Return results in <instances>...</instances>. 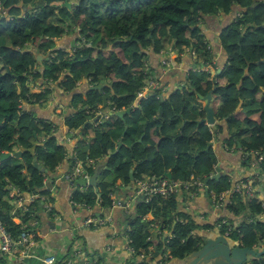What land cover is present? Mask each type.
<instances>
[{"label": "trees", "instance_id": "16d2710c", "mask_svg": "<svg viewBox=\"0 0 264 264\" xmlns=\"http://www.w3.org/2000/svg\"><path fill=\"white\" fill-rule=\"evenodd\" d=\"M1 10L4 14L0 15V153H13L16 151L13 146L27 149L35 142L41 143L35 146L34 154L24 150L19 163L7 162L13 157L0 162V220L15 241L22 230L12 218L27 223L36 220L42 210L38 199L19 209L16 198L45 196L49 192L46 174L32 165V159L35 157L47 172H53L64 159L62 148L55 145L53 123L26 109L28 105L44 104L52 92L46 86L30 93L27 82L31 79L36 83L55 82L61 91L71 94L75 112L65 117V124L69 130L90 132L88 139L79 141L75 153L89 174L96 162L102 160L97 181L99 192L90 187L81 191L73 187V202L92 207L98 201L101 206L110 207L109 195L117 191V180L128 186L143 176L169 174L174 181H185L194 175L203 182L215 173L216 156L206 147L217 130L213 127L212 132L207 125L197 124L204 113L195 94L176 92L165 97L160 87L147 98L137 100L136 94L150 74L144 72V65L153 70L151 62L159 61L173 41L170 50L177 55L191 48L193 65L203 69L210 65V50L200 25L205 16L217 13L230 19L231 15L235 17L219 35L227 64L215 81H207L204 87L194 76V70L185 80L201 95L215 86L212 108L214 118L225 122L224 145L239 150L243 162H257L259 176L252 178L254 188L264 181V0H1ZM68 33H74L75 43L79 44L71 48L70 55L52 40ZM27 43L33 44L28 50ZM39 55L42 59L37 61ZM84 74L89 88L82 97L74 91ZM99 80H103L104 86L94 90L92 86ZM239 99L249 101L253 108L234 113ZM189 102L198 115L188 113ZM84 106L86 109L78 112ZM101 109L107 110V121L88 123V118ZM126 109L129 113L121 119L111 114ZM169 118L171 121L167 122ZM178 118L181 124L176 130L174 119ZM216 127L222 132L221 125ZM38 134L43 135V140H38ZM29 137H33V143ZM89 160L93 163L87 165ZM109 175L111 179L106 180ZM261 175L263 178L257 182ZM206 186L207 193L219 194L230 188L231 180L220 172ZM14 188L18 193L10 196ZM259 198L264 199L255 188L249 199L241 195L224 199L218 208L223 210L222 215L215 224L222 219L227 223L216 227L218 232L223 234L231 227L229 241L241 247H264V206ZM178 207L176 196L154 197L148 203L136 201L132 216L125 214L130 226L127 237L135 255L149 254L152 249L147 259L152 258L155 239L152 233H161L162 229H168L170 234L161 241L169 252L165 254L167 260L182 259L203 245V238L191 232L195 228L191 216ZM147 214L153 220L144 227L142 222ZM28 229L32 232L31 227ZM132 264H150V260ZM243 264H264V255L260 260L250 258Z\"/></svg>", "mask_w": 264, "mask_h": 264}, {"label": "crops", "instance_id": "0c3cea01", "mask_svg": "<svg viewBox=\"0 0 264 264\" xmlns=\"http://www.w3.org/2000/svg\"><path fill=\"white\" fill-rule=\"evenodd\" d=\"M3 14L4 13L1 14L0 12V15ZM234 18V15H231L230 19L221 13H217L214 16H205L201 22V33H203L205 37L211 58L210 65H206L203 69V71L208 74L205 83L207 81H213L215 77L223 71L227 64V54L220 44L219 35L222 29L232 22ZM75 30L76 28L74 31ZM75 37L76 35L74 33H68L61 38L52 40L55 42L57 48L68 52L66 54L70 55L71 48L79 46L78 43H75ZM30 47H28V49ZM170 49L171 48H169V50ZM169 50L163 54V56L166 55L170 60L169 67L161 65L160 61L162 57L159 61L155 60L153 63L151 62L150 66L153 70L150 71L147 67L150 75L157 78L161 88L164 87L165 97L168 96V90L178 86L180 87L183 83H187L185 78L189 72L193 70L196 74L201 72L198 68L196 69V67L200 68V65H193V55L189 54L188 50L180 55H177L175 51ZM38 59L40 60L42 58ZM218 82L221 83V80H218ZM32 83L36 84V86L33 87L37 89V92L44 89L46 86L49 87L52 92L49 100L44 104L40 106L28 105L26 109L32 111L36 116L40 115L43 119L51 121L55 125L53 136L57 145L63 150L64 159L53 172H47L46 174L45 179L51 180V182L49 181V188L46 186V188L49 189L47 195H31L29 200H27L28 197L23 198L21 204L18 203L19 198H16L15 205L19 209H22L28 202L30 203L38 199L41 202L40 205H42V210L37 213L36 220L33 218L27 223L21 222L18 217L12 218L14 223L20 224L21 230L25 229L26 232L29 233L31 236L30 243H28L26 247L14 245L8 253H0V264H43L42 259L44 256L52 255L56 261H60L64 257H68L67 254L69 253L75 254L70 257V264H81L83 261H88L91 264H97V262L100 264L135 263L137 259L127 252V247L129 246L127 231L130 229V226L125 217V214L127 216H132V213L135 211L136 200L133 191L134 188L132 187L131 190H128L127 185H123L117 180L115 182L118 187L117 191L109 195L112 203L118 201L120 204L126 205L125 209L116 207L114 204L105 209L99 202H96L92 207L84 204L72 205V203H74L71 199L73 187L64 179V175L70 167L69 155L75 153V147L77 148L79 141L90 137V132L82 134L80 129L69 130L67 128L64 119L75 112V107H72L71 94L61 91L55 82L36 83V81H32ZM202 87H204V85ZM88 88L89 84L87 80L83 78L82 81L77 83V88L74 93H79L83 97L85 90H88ZM214 88L215 86L212 89V101L214 99ZM241 101L242 103L238 111L246 112L251 107L250 103L249 101ZM79 105L78 103L77 107H79ZM219 106L220 104H218V107ZM96 119L95 116L88 118L91 122ZM178 119L180 120V118ZM218 124L223 127L222 132L218 131L216 127ZM214 127L217 132L215 135L214 133L212 135L210 148L216 156V166L219 167L223 174H227L228 177H230L231 186L243 178H258L259 170L257 162H253V166H250L247 162H243V157L239 150L233 147L228 148L224 145V139L227 137L225 122L215 119ZM101 161L102 160H98V162H96L99 171L96 178V185L103 167ZM90 163H93L92 160L87 161V165ZM90 175L91 174H89V177ZM259 181L260 180H257V182ZM259 187L263 191L264 181L255 184L256 189ZM92 191L97 193L99 189L97 188V191H95V189L92 188ZM260 195L264 197V195ZM262 200L264 201V199ZM178 202V210L180 211L183 207L184 211L192 218L195 228H192L191 232H193L194 235L200 236L203 240H205L207 236L217 235L218 230L216 229L215 221L222 215L221 213L223 210L219 211L220 209H216L212 206L213 202L210 196H205L204 190H200L196 196L191 198L187 197L186 193H183L181 196H178ZM48 214H50V216ZM88 217H93L94 219L100 218L102 224L96 227L82 226V221ZM145 219V222L151 221L153 216L147 214ZM29 227L32 228L30 230L32 232H29ZM159 232L161 233L157 231L152 233V238H155L153 241H155L156 238L158 239L157 245L159 248H156L157 251L163 249L161 245L162 237H169L170 235L168 229H162ZM151 252L152 249L149 254L143 257V260H150V264H182L181 261L176 258L167 260L165 258V254L169 253L167 249L162 252V254H164L162 259L159 258L161 254L157 257L147 259Z\"/></svg>", "mask_w": 264, "mask_h": 264}, {"label": "built area", "instance_id": "2783aa9c", "mask_svg": "<svg viewBox=\"0 0 264 264\" xmlns=\"http://www.w3.org/2000/svg\"><path fill=\"white\" fill-rule=\"evenodd\" d=\"M0 12L1 14L3 11L1 10V0H0ZM169 50V49H168ZM170 51V50H169ZM161 65L165 67L170 66V60L167 58V56H163L160 61ZM144 67L148 70L147 65H144ZM203 68L198 69L201 71ZM159 86V82L156 77L150 76V78L145 82L144 87L139 90L136 94L137 100L140 98H147L149 95H151L154 89H156ZM152 92V93H151ZM100 115H102V112L97 111L95 116L96 120L100 121L99 118ZM104 119L108 118V114L103 115ZM70 160V167L67 173L64 175V179L71 185V187H78V189L81 191L88 186L87 180L89 179V174L84 170L82 166L81 160L78 159L76 153H71L69 155ZM253 160H252V166H253ZM211 176V175H210ZM83 179L85 181V185L81 186L77 183V179ZM132 187L134 188V195L136 201H143L144 203H148L152 198L157 197L161 199L168 198L170 196H181L183 193H186L189 195V198L194 197L199 193L200 190H204L205 186L203 182L195 177L194 175H190L189 178L185 181H174L167 177H158V176H143L142 178H137L135 181H133ZM254 186H253V179L251 177H247L245 179L239 180L238 182L234 183L228 190L221 192L219 194L214 193L213 191H210L208 194L213 202L212 206L216 209L220 208L225 200H229V198L233 195H241L244 198L252 197L254 194ZM18 190L13 189L10 193V196L13 194H17ZM18 203H22V197H17ZM29 200V198H27ZM77 203H72V205H75ZM114 204L116 207H120L121 209H125L126 205L120 204V202L115 201ZM78 205V204H77ZM261 205L264 206V203L261 202ZM147 216V215H146ZM226 220H220L216 227L217 229L220 228L223 225H226ZM102 224V221L100 218H93L88 217L85 218L81 225L82 226H92L96 227ZM234 227V226H233ZM231 231V227H228L224 233L222 234L224 237L227 238L229 235V232ZM31 236L28 232H26L25 229H22L21 233L19 234L18 240L15 241L10 233L6 230L4 224L0 220V253H8L11 251L12 247L14 245H21L22 247H26L28 243H30ZM127 252L135 257L137 260H143V257L146 254L138 253L135 255V251L133 248L129 245L127 247ZM75 254L72 253L69 255L64 261H56L55 258L52 255L44 256L42 259L43 264H70V257L74 256ZM135 255V256H134ZM81 264H91L88 261H83Z\"/></svg>", "mask_w": 264, "mask_h": 264}, {"label": "water", "instance_id": "95a60500", "mask_svg": "<svg viewBox=\"0 0 264 264\" xmlns=\"http://www.w3.org/2000/svg\"><path fill=\"white\" fill-rule=\"evenodd\" d=\"M64 6L66 8H69V3L67 1H64ZM174 43L172 44L171 48H173ZM191 50V48H189V51ZM38 58H42L41 56L36 57L37 61H40ZM87 74H84V79H86ZM104 84H103V80H99L98 83L94 86H92V88L94 90H101L103 88ZM181 88H187L190 89V84L189 83H183L180 87ZM179 89V90H180ZM189 92H192L195 94L197 101L200 103L201 108L204 115L203 117L199 118L197 120V124L203 123L207 126H209L212 129V132H214L213 127L215 124V118H214V111L211 105L212 102V89L209 90L207 92L206 95H201L197 92H195V89H190ZM103 102L105 101V97H102ZM242 101L239 100L235 109H234V113L237 112L240 108ZM84 109H86V106H84L83 108H81L78 112L83 111ZM199 109V110H200ZM129 113V110H118V111H113L111 114L115 117H118L119 119H121L124 114ZM88 123H92L90 120L87 121ZM84 126V125H83ZM16 143V141H15ZM41 144L39 142H35L31 147L27 148V149H18L16 151H14L13 153H0V162L3 160H6L10 157L13 158H21V155L23 153L24 150L28 151L31 154H34V150H35V146ZM119 143H117V145H119ZM211 146V142L207 144L206 150L207 148H209ZM32 165L37 168L38 170H40L43 174H47V170L45 168H43L41 165H39L37 163V159L34 157L32 159ZM215 173H213V175L211 176H207L203 179V184L205 186L204 188V192H205V196L208 195L207 193V182L211 179V178H218L220 175V169L219 167H215L214 169ZM99 174L98 171V164H96L94 166V169L89 177V179L87 180V186L91 187L93 189H95V191H97V185H96V178ZM167 177L170 178V175L167 174ZM129 178L132 179V170L129 171ZM263 178V175H261L259 177L258 180H261ZM49 181L51 182L50 179H46L45 180V186H47L49 188ZM77 183L80 184L81 186L85 185V181L83 179H77ZM133 184V183H132ZM132 184L127 186L128 190H131L132 188ZM258 192H260V194L264 195V191H262L260 189V187L258 189H256ZM100 195L98 194L97 198H99ZM98 202V201H97ZM142 225L144 227H147V222L143 221ZM150 232H154V229H150ZM165 239V237H162V241ZM153 257H157L159 254H162V252L165 250L164 246L162 247L163 249L161 251H157L156 249V245H157V241H153ZM264 255V247L262 248H249V247H241L239 245H237L236 243H233L231 241H229L226 237H224L221 233L217 232V235L215 236H207L203 245L197 249L196 251L190 253L189 255L185 256L182 259H179L181 261L182 264H243L245 263L248 259L250 258H255L260 260L262 258V256Z\"/></svg>", "mask_w": 264, "mask_h": 264}, {"label": "rangeland", "instance_id": "374dc122", "mask_svg": "<svg viewBox=\"0 0 264 264\" xmlns=\"http://www.w3.org/2000/svg\"><path fill=\"white\" fill-rule=\"evenodd\" d=\"M76 31V30H75ZM174 43V41L173 42H171L170 43V45L169 46H167V51H168V49L169 48H171L170 46H172V44ZM31 45H33L32 43L31 44H29V43H27L26 44V47H27V50H28V47H30ZM56 46V45H55ZM147 71H149V70H147L145 67H144V72H147ZM191 73V72H190ZM202 73H205V72H202ZM194 74V76L195 77H197V78H199V84L201 85V86H203V85H205L206 83H205V79L208 77V74ZM192 74V73H191ZM150 74H149V77L144 81V82H146L149 78H150ZM233 78L236 80L238 77H237V75H235V76H233ZM32 79H31V81L28 83L27 82V87H28V89H29V92L30 93H36L37 92V89H35L32 85H33V83H32ZM80 81H82V79L80 80ZM158 87H160L161 88V85L159 84V86ZM180 88H179V86L178 87H176V88H173V89H171V90H168V95H171L172 93H176V92H179V93H182V94H179V95H183L185 92H189V90L190 89H193V88H190V89H187V88H181L180 90H179ZM184 89V90H183ZM187 89V90H186ZM186 90V91H185ZM161 92L163 93V92H165L164 91V87L163 88H161ZM186 108H187V111H188V113H190V114H193V115H198V113H197V111L195 110V107H194V105L192 104V103H187V106H186ZM251 108H253L252 106L248 109V110H250ZM98 111H100V112H102V115H100V119L101 120H104V122L105 121H107V120H105L104 118H103V115L104 114H107V110H98ZM96 112L97 111H95L94 113H93V116H95V114H96ZM93 116H90V117H93ZM96 117V116H95ZM175 120V123H174V127H176V130H177V128H178V126L181 124V120H179V119H174ZM171 121V118H169V119H167V122H170ZM55 129V125L53 124V130ZM175 131V130H174ZM176 132V131H175ZM171 133H174V132H170V131H168V134H171ZM43 137V135L42 134H38L37 135V138H38V140L39 139H41ZM33 137H29L28 138V140L30 141V142H32L33 143V139H32ZM41 140H43V139H41ZM140 141V139L138 140V142ZM55 145H57V142H55ZM138 147H140V146H138ZM12 150H18V147H16V146H13V149ZM151 150V149H150ZM21 159V158H20ZM20 159L19 158H11L9 161H7V162H14V163H19L20 162ZM250 166H252L251 164H252V161H251V163H248ZM107 179H111V176L109 175L108 177H107ZM264 190V189H263ZM235 197L237 196V195H234ZM17 197V196H16ZM248 199L249 198H251V197H247ZM260 199V202H263L264 203V201L261 199V198H259ZM108 207H105V209H107ZM168 215V214H167ZM104 216H105V214H104ZM153 219H151V221H152ZM205 241V240H204Z\"/></svg>", "mask_w": 264, "mask_h": 264}]
</instances>
